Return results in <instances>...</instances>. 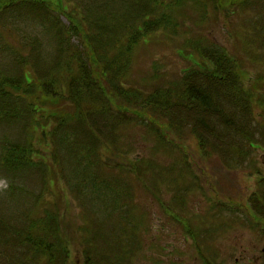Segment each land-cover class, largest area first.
I'll return each mask as SVG.
<instances>
[{"label":"rangeland","instance_id":"rangeland-1","mask_svg":"<svg viewBox=\"0 0 264 264\" xmlns=\"http://www.w3.org/2000/svg\"><path fill=\"white\" fill-rule=\"evenodd\" d=\"M94 1L25 0L1 10L0 71L12 75L11 70L21 68L26 59L25 72L32 83L26 90L37 96L34 115L31 108L26 112L17 110L20 115L13 112V100L17 96L6 86L2 98H7L8 110L0 100V110L5 113L0 114V264H27L24 254L28 248L23 245L27 225L31 220L43 223L47 218L54 221L52 225L59 226L68 243L69 264L84 263L87 247L83 228L87 204L78 199L80 185L68 187V180L72 181L74 175L66 167L71 169L80 161L67 160L70 152L64 151V146L58 143L63 129H69L73 139L84 143L87 152L102 155L99 158L101 171L99 174L93 171L98 174V180L105 179L122 188L130 183L133 205L141 220L136 239L141 243L131 257H125L126 263L119 264H206L209 261L212 264H261L264 235L258 229L243 226L238 219L237 206H230L229 202L250 206L259 181L256 171L250 174L251 165L260 167L264 173V103H261L264 99L256 96L252 106L248 97H238L236 89L240 83L237 70L241 71L243 87L248 93L253 92L251 89L259 78L264 81L263 13L259 7L245 3L243 9L215 15L213 3L208 2L206 8L210 14L206 17L200 4L188 2L180 11L186 21L174 31L157 27L142 38L133 46L124 84L145 96L156 92L153 112L162 116L156 122L150 116L140 118L143 101L136 105L131 103V109L122 112V118L128 123L120 125L118 133L114 134L105 114L96 115L101 109L99 104L92 111V116H97L94 122L91 115L89 122L77 119L68 123L58 117H65L67 113L74 115L77 111L70 99L72 77L78 72L80 61L86 71H92L87 54L92 55L93 49L100 52L101 24L92 23L90 18L100 19L104 13L90 11ZM81 27L85 29L83 32ZM115 32L114 35L120 33ZM198 44L208 58L199 57L195 50ZM218 57L220 66L215 64ZM223 73L225 78H221ZM5 77L9 78L2 76ZM182 86L187 93L191 86L209 92L210 106L204 108L198 104L194 108L188 99H179ZM53 87L62 98L48 102L53 99V94H48L55 90ZM99 98L102 105L108 103L101 90L94 97ZM123 100L130 102L128 97ZM17 101L28 102L26 95H19ZM219 106L223 111L216 110ZM230 114L235 122L240 119L247 122L248 136L233 131L236 125L228 122ZM200 120L208 122V127ZM176 126L186 136L191 129L195 130L192 141L189 138L182 141L186 159L192 162L190 168L184 169L185 183L180 176V181L172 180L175 175L168 169L185 158L184 151L172 149L163 140V144L160 142L161 137L166 141L178 137L173 130ZM163 130L168 131V138ZM197 136L214 144L210 146L214 151L210 157L202 158L195 152ZM249 136L255 149L249 145ZM110 137L114 140L109 142ZM72 138L70 142L75 143ZM107 139L110 146L114 142L113 146L120 151L119 158L112 150L108 152L103 148ZM72 145L69 144L70 151ZM14 146L25 150L26 158L33 150L34 161L23 164L11 159ZM133 162L147 164V167L152 163L163 166L162 171L151 167V173L148 172L153 179H158L157 182L152 179L150 185L158 196L134 173L110 167L113 163ZM178 165V170L183 171L184 162ZM128 176L130 178L126 179ZM183 184L186 185L182 187ZM169 206L170 212L166 211ZM219 211L228 221L233 220L232 225L220 226V221L227 218ZM180 218L199 232L201 250L209 258L201 257L191 231Z\"/></svg>","mask_w":264,"mask_h":264},{"label":"trees","instance_id":"trees-1","mask_svg":"<svg viewBox=\"0 0 264 264\" xmlns=\"http://www.w3.org/2000/svg\"><path fill=\"white\" fill-rule=\"evenodd\" d=\"M22 1L0 0V13L4 7L8 8L11 3L17 4V2ZM188 2H196L200 4L202 9L201 12H203V15L206 17L210 14L209 10L206 8L208 2L213 3L215 15L230 13L238 8L243 9L245 3H251L252 5H255V8L259 7L264 15V0H95L90 11H92V13H104V16H100V19H98L97 16L90 18L92 23L98 25L101 24L99 29L103 32V35H100L99 39L101 41L100 52L96 53L93 49L94 53L92 55L87 54L90 64L94 66H92V71H86L84 64L80 61L77 68L78 72L72 77L70 99L72 100V104L76 106L77 111L74 115L67 113L65 117H62L61 115L58 117L67 122L68 120L73 122L77 119L89 122L90 115L93 117L92 111L95 110L94 107H98L96 105L99 104V107L101 106V111H96V115L101 112L104 113L114 131L113 133L115 134L118 133L120 125L128 123L126 122V119L122 118L124 115L122 112L130 110V105L132 106L131 103L136 105L142 100L143 104L140 105L143 113H141L139 117L144 118L150 116V119L156 122V120L162 116L159 113L153 112V108L156 107V105L152 103L153 98L158 94L155 92L145 96L143 95V92L136 88L129 90L124 84V79L130 68L131 54L134 49L133 46L140 42V40L146 35L155 31L157 27H161L163 30L170 29L171 31H174L177 26L186 21L184 14L180 11H182L181 9H183ZM106 29H109L111 34ZM80 30L83 32L85 29L81 27ZM112 31H114V33H116L115 31H118L120 33L119 35H114ZM262 31L264 32V30ZM84 36L86 38L85 40H87L88 37H86V34ZM88 42L90 41L88 40ZM196 47L199 49L195 48L200 55L199 57L202 56V58L205 59L207 56L204 54V49L200 48V44ZM191 55L194 57V54ZM220 60L221 59L218 57L217 63H215L216 66L221 65ZM26 64L27 61L25 59L21 68L18 67L11 70L12 75H8V71L5 72L6 74H3L0 71V100L4 101V109L8 110L9 108L6 106L8 104L7 98H2V92L5 91V86L8 88L9 92H14L17 97L16 100H13L12 110L16 115H20L19 111L26 112L30 108L32 115H34L33 113L35 112L34 107L36 105H34V100L37 95H34L35 92H29L26 90L28 86L32 84L28 81L26 76ZM240 72L237 70V81L240 83L237 84V88L235 87L237 89L238 97H248L249 102L254 106L256 96H259L261 100L264 99V81L259 78L260 82L258 81V84L254 85V88L251 89L253 92L248 93L243 87V79L241 78L242 75ZM4 75L9 76V78H2ZM222 77H226L225 73L221 75V78ZM68 82L70 84V80H68ZM62 86L65 87L64 85ZM53 88L55 90L48 92V94H53V99L48 100V102L54 101L56 97L58 100H61L62 98L58 89L56 87ZM259 89H262V92H259ZM99 90L105 95L108 103L103 102L102 105V98L94 99L95 94ZM187 90L188 93L184 90V86H182L178 98L188 99V103L190 106H194V108L197 107L198 104L204 108L210 106L209 92L195 86H191L190 89ZM19 95H26L28 102L17 101ZM126 97L130 99L129 103L128 101L125 102L123 100V98L126 99ZM216 110L223 111L220 106ZM0 114L5 113L0 110ZM96 118L97 116L93 117L92 121L94 122ZM34 119L36 120L35 117ZM134 120L138 119L135 118ZM229 121L230 124L236 125L233 130L235 133H240L241 135L249 134V132L246 131L250 130L247 127V122L244 120L240 119L238 122H235L232 120L230 114V117L228 118V122ZM200 122L204 124L206 123L207 127L209 125L208 122L204 120H200ZM250 123L251 121L248 122V124ZM61 124H64V122H61ZM91 126L93 127V125ZM176 128L173 130L177 131L178 137H175V139H167V141L161 137L160 142L163 140L167 142L166 145H171L172 149H181L184 151L183 154H185V158L182 159V161L181 159L176 161L170 166V168L168 167V169H170L172 175H175L172 180L176 179V182H178L180 181V176L181 179H183L182 182L185 183L186 171H184V169L190 168V163L192 162L186 159L185 147L183 144L187 138L191 141L193 140L195 130L191 129L186 136V133H184L181 128H178L177 126ZM162 133L167 137L168 131L163 130ZM72 136V132L69 131V129H63L60 132L58 143L60 146H64V151L70 152V156H68L67 159L68 161L72 162L74 160L76 163L80 161V164L77 163L73 165L71 169L70 167L66 168L71 170V174L74 175L71 178L72 181L68 180L69 189L71 186L77 184L80 185L78 190L79 194L77 195L80 198L78 199H81V201L87 204V213L84 215L86 217V224H84L83 228V232L86 236L84 238L87 249L83 264L126 263L125 259L127 258L125 257H131L133 251H136L137 245L141 243L136 239V236H138L137 231H139V227H141V220H138L133 205V194L129 190L130 183H126V186H123L122 188L111 185L109 182L105 181V179L98 180L99 177L97 175L101 171L99 168V158H102V155L99 154V152H95L97 156H94L91 151L87 152V149H84V143H78L72 138ZM71 138L75 143L70 142ZM108 140L109 139H107L106 142H103V148L107 149L108 152L112 150V154L119 158L120 151L116 146H113L114 142H111V146L109 145V142L114 140L113 137H110L109 142ZM198 140L199 142L195 147V152L202 158L210 157V155L214 153L210 146L214 144H211L209 140ZM247 140L249 141L250 147L255 149L256 147L251 142L250 136ZM107 142L108 144H106ZM70 143L73 144L71 147L72 151H70L69 148ZM13 151V154L8 153L10 154L9 157L11 159L14 158L15 161L23 164H26L28 161H34L32 156L33 150L31 151V156L29 155V158L24 157L27 152L22 148L14 146ZM21 156L24 158L21 159ZM83 157L86 159H83ZM83 162H85V164ZM180 162H184L183 171L178 170V164ZM110 167L112 170L119 167L122 170H126L127 173H134L142 180V183L147 188L151 189L150 191L154 196H158L156 190L152 189L150 186L153 178L148 175V172L151 173L150 169L155 167L158 171H162L163 166L152 163V165L147 167V164L145 166L143 163L140 164L133 162L130 164L113 163ZM250 169V174L254 175L256 171L259 176L258 188L253 192L250 206L247 204L243 205L242 202L237 203L232 201L229 202V205L237 206V210L240 212L238 219L243 226L258 229V231L264 235V173L262 172V169L257 166L251 165ZM93 171L98 172V174ZM128 178L130 177L128 176L126 179ZM192 178L195 180L199 179L198 176H193ZM76 179L77 181L74 182ZM112 180L114 179H111L110 181ZM153 180L156 182L158 181L156 178ZM185 185L186 184H183L182 187ZM185 189L187 190L188 188ZM166 211H172L171 207H166ZM171 214L173 217L179 218V216L174 213ZM220 214L222 213L220 212ZM246 216L248 217L245 220ZM222 217L227 218L220 221V226L222 228L232 225L231 222L233 220L228 221V217H225L224 214H222ZM182 221L186 228L191 231L201 257L204 259L209 258L206 253L201 250L202 244L200 242L201 238L199 232L193 230L191 226H188L189 224L186 223V220ZM53 222L54 221L50 218H47V221L44 220L43 223L38 220H31L29 225H27V229L23 236V245L28 248V251H26L27 253L25 252L24 254V258L27 259V264H69L71 258L68 243L60 233L59 226L52 225ZM103 247L107 249L103 250ZM208 263L212 264L211 261ZM261 264H264V260Z\"/></svg>","mask_w":264,"mask_h":264}]
</instances>
